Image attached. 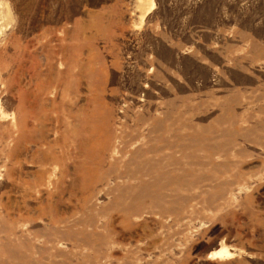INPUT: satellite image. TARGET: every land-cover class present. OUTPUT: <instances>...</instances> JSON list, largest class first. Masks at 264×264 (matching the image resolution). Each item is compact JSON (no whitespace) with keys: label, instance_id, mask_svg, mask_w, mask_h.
<instances>
[{"label":"rangeland","instance_id":"374dc122","mask_svg":"<svg viewBox=\"0 0 264 264\" xmlns=\"http://www.w3.org/2000/svg\"><path fill=\"white\" fill-rule=\"evenodd\" d=\"M0 264H264V0H0Z\"/></svg>","mask_w":264,"mask_h":264},{"label":"bare ground","instance_id":"6f19581e","mask_svg":"<svg viewBox=\"0 0 264 264\" xmlns=\"http://www.w3.org/2000/svg\"><path fill=\"white\" fill-rule=\"evenodd\" d=\"M217 258V257H216Z\"/></svg>","mask_w":264,"mask_h":264}]
</instances>
